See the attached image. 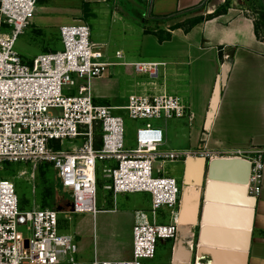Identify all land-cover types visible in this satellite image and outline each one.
<instances>
[{
    "label": "built area",
    "instance_id": "2783aa9c",
    "mask_svg": "<svg viewBox=\"0 0 264 264\" xmlns=\"http://www.w3.org/2000/svg\"><path fill=\"white\" fill-rule=\"evenodd\" d=\"M36 2L0 0V163H31L33 168L41 163L50 164L71 200L66 209L34 206L20 210L14 184L0 177V264H78L73 237L58 233L57 215H94L98 211L95 194L99 166L108 181L103 187L113 196L145 192L150 196V204L146 211H134L131 257L121 261H100L94 257L90 264H147L154 257L158 239L173 241L172 252L181 235L176 207L183 186L164 174L165 163L184 164L189 156L202 157L208 164L219 156L240 159L248 168L247 193L255 201L263 173L260 149L213 152L203 141L186 151L164 149L162 127L149 122L136 128L135 147H126L122 115L132 120H191V113L179 96L160 91L151 81L147 90L128 95L124 105L94 102L90 81L103 76L110 66L128 65L136 73L157 78L163 62L113 63L103 59V52L90 41L89 27L84 22L58 27L61 49L22 59L14 44L29 24ZM2 27L6 29L2 31ZM115 57L122 55L116 52ZM228 58V54L222 53L223 75L228 71ZM206 132L204 126L202 135ZM64 139H80V144L66 150L54 148ZM162 209L169 212L168 223L157 221ZM187 229L193 255V231L189 226ZM196 262L194 259L190 264Z\"/></svg>",
    "mask_w": 264,
    "mask_h": 264
},
{
    "label": "crops",
    "instance_id": "0c3cea01",
    "mask_svg": "<svg viewBox=\"0 0 264 264\" xmlns=\"http://www.w3.org/2000/svg\"><path fill=\"white\" fill-rule=\"evenodd\" d=\"M255 1L259 7L260 4L264 7V0ZM223 2L224 0H37L29 24L18 36L25 37L31 32L41 35L46 33L52 40L59 35L58 27L61 25L84 22L89 27L86 18L102 17L108 26L97 35L96 40L90 41L100 48L106 57L105 60L109 57V51L114 50L115 53L120 52L122 58H116L114 55L112 59L109 57V62L131 63L138 57H146V61L164 63L161 79L156 87L160 91L179 96L192 117L191 120L187 119L189 131L186 142L189 145L186 148H175L176 151L194 149L201 141L213 152H223L232 148L262 150L261 188L255 201L252 200L248 235L241 236L232 234L226 229L203 227V221H209L208 208L204 203L210 189L206 184L210 166L205 170V162L198 181H194L200 192L193 202L194 205L192 204L191 216L183 215L182 192L176 207V215L179 223L180 219H185L186 221H183L185 225H191L189 227L193 231L195 244L192 256H196L195 260L201 242L224 250H228L233 243L236 249L234 258H230V254L224 252L215 263L213 255L208 253L204 255L205 259L202 263L210 260L214 264H264V41L255 35V19L246 13L245 6L235 5L232 0L223 13L203 19L187 31L181 28L171 30V37L168 40L159 42L154 34L156 28L167 30L169 25L187 17L205 16L204 11L207 14L211 13ZM122 3L125 8L122 7ZM136 9L139 10L138 13ZM191 10L194 11L187 13ZM167 16L173 18L165 22L157 21ZM116 25L120 26L119 33L114 30ZM111 35L115 36L111 38ZM128 37L137 41L135 44L138 51L133 52L124 42ZM115 40L120 42L111 45L116 42ZM40 49L41 53L53 51L48 45H41ZM145 50L149 53H145ZM222 53L229 55L225 60L228 71L224 75L220 68L223 61ZM118 66L128 65L117 64L110 67ZM121 74L123 73L119 69L107 70L103 76L90 81L94 102L92 87L102 105L111 106H117L114 101L118 97L126 98V96L121 97L125 93L128 92L130 95L142 90L135 82H124L125 87L121 89L119 80ZM214 98H216L215 105H213ZM204 126H207L205 136L202 135ZM179 136L185 138L186 133L181 132ZM178 162L183 164L182 161ZM184 168L183 165V173L179 181V185L182 186L186 183ZM246 172L248 173L247 166ZM147 209L133 210L128 238L124 236L128 234L127 231L121 228L122 221L116 219L114 223L120 224L117 228L122 233L123 239L121 241L111 239L105 244L119 251L106 254V259L103 260L97 257L95 251L93 258L100 261L129 259L132 252L134 211ZM160 213L159 218L168 223L170 218L168 210L162 209ZM170 259L171 257L169 264ZM194 259L191 257V260Z\"/></svg>",
    "mask_w": 264,
    "mask_h": 264
},
{
    "label": "rangeland",
    "instance_id": "374dc122",
    "mask_svg": "<svg viewBox=\"0 0 264 264\" xmlns=\"http://www.w3.org/2000/svg\"><path fill=\"white\" fill-rule=\"evenodd\" d=\"M229 1L232 2V0ZM234 3L235 5L245 6L247 8L246 13L252 16L255 21L260 24V8L255 0H234ZM122 7H124V4ZM136 11L138 13L139 10L136 9ZM136 14L134 15L136 16ZM206 14L207 12L204 11V15ZM85 21L89 25V39L91 41L96 40L97 35L104 31L105 26H108L106 22L104 23V18L102 17L97 19L88 17L85 19ZM105 21H107V19ZM70 23L77 24L80 22ZM119 28V25L114 26V30L118 33L120 31ZM5 29V27H2L1 30L3 31ZM262 29L264 31V27H262ZM106 30L107 28L105 31ZM113 36L115 35H111V38H113ZM130 37L125 38L124 42L129 45V48L133 50V52H136L138 51L135 44L137 41L132 40ZM115 41L116 42L111 43V45L120 42L118 40ZM41 45H48L53 50H59L62 48L59 35H57V38H53L51 40L49 39V34L43 33V35H41L36 32H31L25 37L18 36L15 40L14 49L22 59L30 60L33 56L42 52L40 49ZM145 53L148 54L149 51L145 50ZM114 55V50H110L109 57L112 59ZM105 58L106 57L104 56L103 59ZM136 59V61H146V57H138ZM163 67L164 65L158 67L157 78H151L147 75L136 73L133 68L129 66H118L116 68L109 67L108 70L115 71V69H119L123 73L119 77L121 89L125 87L124 82H135L138 87L142 89L139 92L141 93L143 88L146 90L148 89L149 82L151 81L159 85ZM92 93L95 97V103H101L100 105H102L103 103L98 100L97 96H95L96 91L93 87ZM128 94L129 93L127 92L124 94V96H121H126V98L118 97V99L114 101V103H116L115 105H124L127 102ZM111 103H113V101H111ZM113 113L122 114V111H113ZM122 117L124 121V142L128 148L135 147V130L137 127L143 125L146 122L151 123L153 126L162 127L163 134L166 135L164 137L163 143L164 149L175 150V148H186L189 145V143L186 142L189 131L187 117L143 120H132L125 115H122ZM181 132L186 133L185 138H180L179 135ZM79 144L80 139H64L60 145L56 144L54 148L66 150ZM155 165L157 166L156 163L154 166ZM183 165L184 164H181V162L178 161L165 163L163 165L164 174L174 177L177 181V184L179 185V181L183 173ZM101 167L102 166H99L96 176L97 184L95 206L98 211L94 215H92L90 212H81L75 214L69 212H58L57 215L58 233L69 234L73 237V241L76 245L75 260L78 262V264H90L93 260L95 251L97 257L100 260L106 259V254L117 253L119 249L112 247L109 248L105 244L107 241L110 242L111 239H115V241H121L123 239L121 235L122 233H120V230L118 231L120 224H115L114 221L116 219H120L122 221L121 228L125 229V231L128 233L123 235L128 238L130 231L129 222L133 210L147 209V206L150 202L149 194L144 192L117 193L113 196L111 191L106 190L103 187V185L107 184L108 181L102 176ZM208 167L209 164L207 161L205 162V170H207ZM0 177L9 179L14 184L19 199L20 210H28L34 206L40 207L41 204L52 209H56V207L59 209H66L69 201L71 200L70 193L60 185L56 170L48 163H41L33 168L31 163L2 162L0 163ZM148 217L150 218L149 214ZM157 221L166 223L163 219L159 218V216L157 217ZM172 244L173 241L158 239L156 241L154 257L147 260V264H169Z\"/></svg>",
    "mask_w": 264,
    "mask_h": 264
},
{
    "label": "bare ground",
    "instance_id": "6f19581e",
    "mask_svg": "<svg viewBox=\"0 0 264 264\" xmlns=\"http://www.w3.org/2000/svg\"><path fill=\"white\" fill-rule=\"evenodd\" d=\"M216 98L213 99V105ZM204 160L202 157L193 158L189 156L184 163L185 180L183 186L182 201L183 215L191 216L192 204L199 195V188L194 181L198 178L203 170ZM246 164L240 159L232 156L214 157L210 163L207 172L206 184L210 187L209 195L206 198L208 208V220L203 221V227L216 228L218 230H229L236 235L250 233V212L252 211V199L247 193V172ZM197 181V180H196ZM194 207V206H193ZM184 210H187L185 212ZM185 219H180L181 235L171 252L172 264H190L191 263V233L185 223ZM222 221V222H220ZM191 226V225H189ZM239 243V242H236ZM197 253V262L195 264H214L206 261L204 255L211 253L216 261L221 258L224 252L230 254V258L235 257V245L230 244L228 250L221 247L211 246L208 243H199ZM198 249V248H197ZM247 252V250H246ZM212 259V258H211Z\"/></svg>",
    "mask_w": 264,
    "mask_h": 264
},
{
    "label": "trees",
    "instance_id": "16d2710c",
    "mask_svg": "<svg viewBox=\"0 0 264 264\" xmlns=\"http://www.w3.org/2000/svg\"><path fill=\"white\" fill-rule=\"evenodd\" d=\"M229 0H224V2L218 6L216 9H214L211 13L206 14L205 16L202 15H196L192 17H187L182 21L176 22L174 24H171L166 29L162 28H156L154 31L155 36L157 37L159 42H162L164 40H168L171 37V30L175 28H181L183 31H187L190 29L194 24L202 21L203 19H209L212 18L218 14L223 13L227 7L229 6ZM260 16L259 19L261 20L260 24H258L256 21L254 22V29H255V35L258 39L264 41V31L262 27H264V7L260 4ZM195 10V9H194ZM194 10L187 11V13H191ZM173 18V16H167L159 18L157 21L165 22L169 19ZM262 30V31H261ZM40 207H46L45 205L41 204Z\"/></svg>",
    "mask_w": 264,
    "mask_h": 264
},
{
    "label": "water",
    "instance_id": "95a60500",
    "mask_svg": "<svg viewBox=\"0 0 264 264\" xmlns=\"http://www.w3.org/2000/svg\"><path fill=\"white\" fill-rule=\"evenodd\" d=\"M210 165V164H209ZM196 180L198 181V178H196Z\"/></svg>",
    "mask_w": 264,
    "mask_h": 264
}]
</instances>
